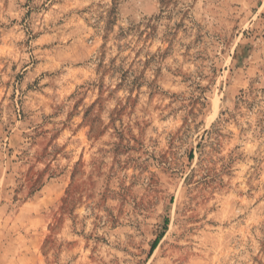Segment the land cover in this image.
Wrapping results in <instances>:
<instances>
[{
	"label": "rangeland",
	"instance_id": "rangeland-1",
	"mask_svg": "<svg viewBox=\"0 0 264 264\" xmlns=\"http://www.w3.org/2000/svg\"><path fill=\"white\" fill-rule=\"evenodd\" d=\"M0 264H264V0H0Z\"/></svg>",
	"mask_w": 264,
	"mask_h": 264
},
{
	"label": "trees",
	"instance_id": "trees-1",
	"mask_svg": "<svg viewBox=\"0 0 264 264\" xmlns=\"http://www.w3.org/2000/svg\"><path fill=\"white\" fill-rule=\"evenodd\" d=\"M158 242H159V238H157V239L153 242V244H152V246H151V249H150L151 252L156 248Z\"/></svg>",
	"mask_w": 264,
	"mask_h": 264
}]
</instances>
